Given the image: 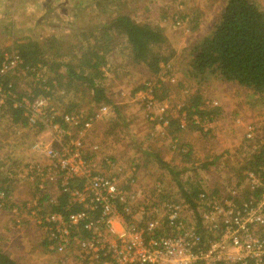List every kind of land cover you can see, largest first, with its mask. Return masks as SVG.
<instances>
[{
	"label": "built area",
	"instance_id": "built-area-1",
	"mask_svg": "<svg viewBox=\"0 0 264 264\" xmlns=\"http://www.w3.org/2000/svg\"><path fill=\"white\" fill-rule=\"evenodd\" d=\"M44 71L40 64L27 65L19 50L4 51L0 111L8 101L21 109L26 124L14 126L21 143L29 131L35 134L25 146L24 175L42 181L39 198L46 196L51 208L42 211L34 205L28 210L62 264H264V193L248 198L244 184L238 186L235 179L219 191L201 189L195 205L167 200L163 208L160 198L165 192L158 183L153 192L142 195L146 209L140 212L136 164L122 166L103 153L101 141L91 140L110 104H101L91 114L84 109L70 112L59 108L55 102L58 83L49 82ZM23 81L27 84L21 85ZM156 86L147 84L138 96L154 131L161 127L159 135L169 136L165 129L170 128L172 117L167 102H158ZM36 87L40 91L34 96L31 93ZM207 105L218 107L214 100ZM183 107L177 116L181 129L194 124L202 132H211L213 115L193 111L189 116ZM254 133L255 127L250 126L246 138ZM171 140L179 153L188 151L176 135ZM245 180L251 189L260 185L254 172H248ZM63 197V209L54 210ZM7 200L12 201L11 195L1 190L0 207H5ZM149 209L151 218L146 217ZM190 209L194 220L189 216L188 223L182 212ZM11 212L19 224L18 207ZM198 218L209 232L204 242L197 230Z\"/></svg>",
	"mask_w": 264,
	"mask_h": 264
},
{
	"label": "rangeland",
	"instance_id": "rangeland-1",
	"mask_svg": "<svg viewBox=\"0 0 264 264\" xmlns=\"http://www.w3.org/2000/svg\"><path fill=\"white\" fill-rule=\"evenodd\" d=\"M129 1L133 3L129 2V7H126L127 9L123 11V14H128L136 21L158 27L155 20L150 19V16L142 15V8L140 14L138 13V1ZM166 1L168 4L167 8L163 6L165 8L163 16L168 18L169 27L171 29L175 28L173 30L175 33L174 39L177 40L173 43L175 45L180 44L181 48L173 56L172 62L161 63L164 65L162 70L155 74L157 76L151 77L152 72H149L150 70L146 65L132 61L131 48L128 42L124 37L116 38L118 35L114 36V33H111L112 37H110L109 45L112 43L114 45L109 49L108 60L102 67L104 78L98 80L104 87L110 103L104 101L94 102L93 92L86 86H77V89L68 93L64 85L60 86L58 84L55 94L56 105L67 111L68 107L71 108L77 105L74 108L76 111L84 109L88 114H91L101 104H110L111 109L103 116L99 131H96L98 134L94 135V138L102 142L103 153H111L110 155L115 159L122 160L125 163L130 162L127 166L136 164L138 167L140 165V169L138 168V190L141 191V196L138 198V210L140 212L146 209L144 205L146 197L144 199L142 195L153 192L158 183H161L162 189L166 193L165 200L160 201L163 208L165 205L162 203L167 200L182 204L184 202L188 203L179 190L177 180L167 169L162 168L154 160L156 157L154 152L161 155L163 161L168 163L171 168L180 170L178 179L184 185V189L193 185L196 189L217 190V183H223L224 187L228 185L226 182L234 183L236 179L234 173L240 172L241 166L245 165V159L249 158L259 145L264 143V94H257L236 82L223 80L213 74H210L208 79L201 84H198L197 80L191 79L189 76H187L188 79H186L187 77L182 80L178 79L175 74V66L184 69L188 56L191 59L189 51L187 48H183V45L200 41L202 37L207 36L206 33L213 30L214 25L221 19L227 0ZM255 2L264 11V0H255ZM134 7L137 9H134ZM67 11V9L63 11L64 16L68 13ZM159 12L162 13V9ZM157 16L158 9L156 10V19ZM61 18L65 17L62 15ZM167 44L168 41L165 40L164 44L161 47H156L155 50L166 56L168 51L165 49H168V47L165 48V46ZM163 75L165 78L161 80ZM46 77L48 79L47 74ZM180 80L184 85H178ZM164 81H170L176 85L170 94L175 95L173 98H162L161 90ZM147 84L157 85L155 90L158 102L160 104L167 102L169 106L168 113L171 117L174 115L179 116L180 107L185 106V103L192 96L199 93L202 102H205L206 105H201L200 109L215 117L211 132L204 134L200 129L189 130L185 138L180 136L179 138L177 133L169 132L170 127L165 129L169 136L159 135V132L163 129L160 127L158 131H154L153 124L146 117L147 111L143 107L142 98L138 96L139 91H142ZM21 85H26L25 81ZM187 88L190 89L188 96L184 94ZM73 94L76 95V99L72 100ZM147 95L146 93L145 96ZM213 100L217 101L218 108L207 105V102ZM152 113H157V109H154ZM250 126L255 127V133L252 138L248 139L246 133ZM138 135L141 143L138 140ZM174 135L181 142L183 141L182 143L190 150L191 155L188 154V157H183L173 149L171 136ZM23 139L24 141L21 144L18 142L21 145L20 150L13 151L15 153L13 157L18 158L17 167H19V169L16 167L17 170L15 169L13 179L14 183L18 185L15 197L13 196V203L19 209L18 218L20 223H16V216L14 218L11 212L13 207L7 210L5 207H0V247L20 264H62L59 255L50 250L46 233L38 226L29 210L27 211L34 205L40 207L42 211H47L51 207L46 203V200L42 201L39 198L42 195L39 188L42 181L31 180L24 175L22 166L27 158H20L17 152L22 153L25 150L22 147L25 144L27 145L33 138L30 134H26ZM139 144L141 148L138 147ZM204 164H207L208 167H205ZM43 185L48 188L46 183ZM247 185V182H245L243 186L249 188ZM182 206L184 207V205ZM192 212V209L182 212L183 218L188 223L189 216L194 220ZM147 213L149 215L146 217L151 218L153 216V214H150L152 213L150 209Z\"/></svg>",
	"mask_w": 264,
	"mask_h": 264
},
{
	"label": "trees",
	"instance_id": "trees-1",
	"mask_svg": "<svg viewBox=\"0 0 264 264\" xmlns=\"http://www.w3.org/2000/svg\"><path fill=\"white\" fill-rule=\"evenodd\" d=\"M54 10L56 11V9ZM50 14L47 12L46 15L48 17L46 16V18H49ZM110 18L112 19L103 26L104 32L102 37L106 40L104 52L111 45L107 43H109L110 37H112L111 33H114V35L124 37L128 42L131 48L132 61L146 65L152 73H158L161 70V63H166L169 58L167 55L164 56L155 50L156 47H161L166 40L162 29L149 23L138 22L128 14H111ZM16 49L19 50L27 65H45V62H42L39 58V53L42 49H35V45L28 44ZM1 55L2 61L3 53ZM190 56L191 59L187 73L190 78L197 80L198 84H201L204 80L208 79L210 74H213L223 80L236 82L243 87L253 90L257 94H264V11L260 9L255 0H227L220 21L214 25L209 35L192 45ZM105 63V53H100L94 46L88 48L77 59L76 64L78 65V69H76L77 65H74L72 62L65 64L67 73L64 76L68 79L67 84L69 83V86L66 87L67 91L68 88H72V91L77 89V86L71 85V81L72 83L74 80L81 81L83 84H86L88 89L92 90L94 102L100 103L104 101L110 103L104 87L98 81L104 78L102 67ZM39 91L40 89L36 87L31 94L35 96ZM21 93L24 94V92ZM185 104L183 108L188 111L189 116L194 112L202 116L209 115L205 110L200 109L203 102L199 93L192 96ZM6 105L2 110L8 111L11 114L13 122L26 124L20 108H15L11 101H8ZM76 106L68 107V111H74ZM173 126H175V131L183 130L177 120L171 119L169 127L172 128ZM188 128L199 129L194 124H189ZM203 133L208 134L210 132ZM143 153L145 154L144 151ZM188 154L191 155L190 150L181 155L188 157ZM155 160L177 180L179 190L182 192L183 197H185L186 202L195 205V199L198 198L201 189H196L193 185L184 189V185L178 179L180 170L171 168L168 163L158 156L155 157ZM13 163L14 169L8 171L9 179L12 180L15 177L16 170L19 169L17 161H13ZM244 163L245 165L241 166V171L237 172V174L234 173L237 185L241 187L245 184L248 172H254L259 178L260 185L254 189H251L247 185L249 188L245 189L246 197L249 196L248 198H250V195H253L255 198H259L264 193V143L259 145L249 158L245 159ZM206 165L204 164L205 167H208ZM223 186V183H217V190L219 191ZM2 190L9 194L6 189ZM165 196L166 194L163 193L160 201ZM43 200H46V196L43 197ZM60 200L61 206L53 207L54 210L63 209L66 198L63 197ZM13 201L7 200L5 208L10 209L16 206ZM9 203L11 204L7 206ZM196 226L198 232L201 234L202 242H204L208 238L209 232L203 227L200 218L197 219ZM0 264L20 263L11 258L0 247Z\"/></svg>",
	"mask_w": 264,
	"mask_h": 264
},
{
	"label": "crops",
	"instance_id": "crops-1",
	"mask_svg": "<svg viewBox=\"0 0 264 264\" xmlns=\"http://www.w3.org/2000/svg\"><path fill=\"white\" fill-rule=\"evenodd\" d=\"M133 1H138L139 14L141 11L140 9L142 8V15L150 16V19L155 20L157 26L162 29L166 36V41H168V44L165 46V48L168 47V49H165L168 51L167 56H169L167 63L172 62L173 56L176 54L177 50L181 48V45H175L173 43L177 40L174 39L175 33L173 30H175V28L171 29L167 20L168 18L163 16L165 10L163 6H166L167 8L168 2L166 0ZM129 2L133 3L129 0H0V62L2 57L1 54L5 50L20 48V46H26L28 44L35 45V49H42L39 53V58L42 62H45L44 68L48 80L50 82L56 81L60 86L64 85L67 87L69 86V83L67 84L68 79L64 76L67 73L65 64L72 62L74 65H77V59L86 52L88 48L95 46L100 53H105L106 60H108L109 49L114 44L108 46L104 52L106 40L102 37L104 32L103 26L106 22L112 19L110 18L111 14L123 13V11L127 9L126 7H129ZM54 9H56V11ZM65 9L68 10V13L64 16L63 11ZM134 9L137 8L134 7ZM157 9L158 16L156 19L155 15ZM160 9H162V13L159 12ZM47 12L53 15L50 14L49 18H46V16L48 17V15H46ZM62 15L65 18H61ZM210 33L211 31L206 34L209 35ZM204 37H206V35ZM204 37H202L200 41ZM116 38H121V36H117ZM200 41L193 42L192 44L190 43L191 45L184 44L183 48H187L190 55L192 45ZM189 62L190 57L188 56L184 69H179V67L175 66V74L178 79L182 80L188 76L187 71ZM163 65L164 64L160 65L161 70ZM76 69H78V65ZM151 74V77L157 76L155 75L157 73ZM186 79H188V77ZM181 80L178 85H184ZM25 83L27 84V81ZM71 85L86 86V84L76 80H74L73 83L71 81ZM175 86L176 85L170 81H164L163 89L161 90L162 98H173L175 95L170 94L173 92ZM67 92H73L72 88H68ZM189 93L190 89H185L184 94L188 96ZM73 96L72 100L76 99V95L73 94ZM172 119L178 121L176 115H174ZM17 124L23 123L13 122L11 114L8 111H0V191L6 189L11 195L12 200H14L15 191L17 190L16 187H18V185L14 183L15 181L9 179L8 171L14 169L13 161L16 162L18 158L12 159L15 154L13 151L20 150L21 145H19V143L21 144L22 140L15 133L16 127L14 126H18ZM100 124L101 123L97 125L98 131ZM189 130L195 129L187 128L185 130L175 131V126H173L169 132L177 133L178 137L185 138V135ZM27 134H30L32 138L35 137V134L31 131ZM139 138L138 135V140L140 142L141 139ZM91 140L97 139L92 136ZM187 144L189 145V143ZM25 146L26 144L22 149H25ZM138 147L141 148V145L139 144ZM25 153V150H23L22 153L17 152L20 158H26ZM110 154L111 153H108L107 155L112 157ZM154 156L161 158V155L157 152H154ZM161 159L163 160V158ZM115 160L119 161L124 167L130 163H125L119 159ZM25 166L24 163L22 169H24ZM138 168L140 169V165H138ZM30 188L32 191L31 185ZM41 194L43 195V193ZM5 209L7 210V208Z\"/></svg>",
	"mask_w": 264,
	"mask_h": 264
}]
</instances>
